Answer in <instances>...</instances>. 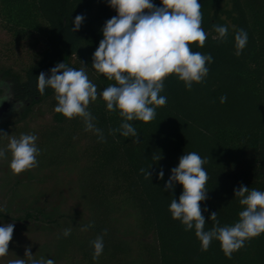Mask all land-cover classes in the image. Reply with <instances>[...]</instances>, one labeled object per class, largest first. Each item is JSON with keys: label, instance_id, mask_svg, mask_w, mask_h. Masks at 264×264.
<instances>
[{"label": "trees", "instance_id": "1", "mask_svg": "<svg viewBox=\"0 0 264 264\" xmlns=\"http://www.w3.org/2000/svg\"><path fill=\"white\" fill-rule=\"evenodd\" d=\"M152 2L161 6L160 0ZM198 2L208 39L203 48L191 47L213 57L205 81L187 90L174 75L166 79L161 95L167 97V104L156 109L155 119L130 122L139 142L118 132L109 134L122 120L117 112H108L98 98L89 106L100 112L95 124L106 141L98 142L96 135L84 130L81 119L69 120L54 112V92L46 89L40 95L37 77L42 71L50 76L52 67L65 62L76 69L85 67L100 91L114 83L91 65L103 39L102 28L116 11L108 0H0V18L11 30L41 36L40 51L25 65L16 67L0 60V99L7 98L13 106L10 116L0 119V131L17 137L36 135L41 167L74 166L85 206L84 217L76 218L61 209L55 194L43 193L0 206V225L49 230L54 234L51 255L60 264H264V234L246 242L229 259L215 240L202 252L194 230L185 231L169 212L171 200H179L183 187L177 183L165 190L166 182L179 158L192 151L208 160L204 165L209 176L207 199L201 202V208L207 209L203 212L206 231L214 224L209 219L212 212H217L221 226L237 222L243 208L234 189L244 185L264 191V0ZM77 15L85 19L80 29L72 32ZM213 25L228 27L225 42L212 38ZM240 29L247 32L248 43L237 57L234 37ZM224 95L227 102L220 103ZM44 108L53 122L31 130L29 119ZM77 135L85 137L86 143L76 151L80 155L66 162L70 160L69 142H75ZM6 139L0 137L2 142ZM107 148L104 157L102 151ZM158 153L161 159L153 160ZM141 168L151 177L146 179ZM161 169L163 179L158 178ZM17 189L18 181L12 193ZM125 213L133 215L132 231L120 225ZM88 224L94 226L80 230ZM68 228L71 234L64 237L63 230ZM105 230L103 253L93 260L91 242Z\"/></svg>", "mask_w": 264, "mask_h": 264}, {"label": "clouds", "instance_id": "2", "mask_svg": "<svg viewBox=\"0 0 264 264\" xmlns=\"http://www.w3.org/2000/svg\"><path fill=\"white\" fill-rule=\"evenodd\" d=\"M108 4L117 15L103 26V39L93 53L91 66L97 74H103L114 83L100 91L85 67L76 69L63 62L49 70L50 76L40 72L37 90L40 95L46 89L53 90L54 112L69 120L81 119L84 130L96 135L98 142H105L106 137L96 126L89 106L98 98L102 99L107 111L117 112L122 120L118 128L109 130V134L118 132L123 137H136L134 142H139L137 130L130 122L148 123L155 119L156 109L167 104V97L161 95L166 79L174 75L187 90H191L194 83H203L209 74L207 65L213 62V57L193 51L191 47L196 44L203 48L208 39V33L202 27V5L198 0H160V7L152 0H108ZM84 19L83 15H77L71 31H78ZM213 31L214 40L220 43L227 40V26L213 25ZM234 40V55L239 57L248 43L247 32L244 29L236 31ZM226 102L227 96H221L220 103ZM0 137L8 141L5 147H0V159H7L10 153L9 167L14 175L38 166L40 149L36 135L22 133L17 137L0 131ZM152 159L159 161L161 155L154 154ZM206 163L208 160L195 151L179 158L178 166L171 169L165 190L178 183L183 191L178 201L175 198L171 200L169 212L173 220L180 221L185 231L194 230L202 252H207L215 240L230 259L246 242L264 234V191L244 185L234 189L235 198L243 208L238 213L237 222L221 226L217 212H212L209 219L214 224L206 231L203 212L207 209L201 208L208 192ZM140 171L146 179L151 177L148 170L141 168ZM163 177L161 169L158 178ZM93 226L88 224L80 230L87 231ZM106 233L107 230L91 242L93 260L103 253V236ZM13 234L14 224L0 226V258L8 255ZM70 234L71 228L63 230L64 237ZM25 257L27 259H11L8 264H55L52 259L35 258L30 247L25 249Z\"/></svg>", "mask_w": 264, "mask_h": 264}, {"label": "rangeland", "instance_id": "3", "mask_svg": "<svg viewBox=\"0 0 264 264\" xmlns=\"http://www.w3.org/2000/svg\"><path fill=\"white\" fill-rule=\"evenodd\" d=\"M40 49L41 36L39 33L26 32L17 28L11 30L0 18L1 61L14 64L16 67L23 66ZM44 110L45 108L40 111H35L33 117L29 119L28 123L31 130L36 131L39 127L48 126L53 122L51 114ZM89 110L95 117V120L99 119L100 112L95 111L93 108ZM9 116H6V118ZM79 129L82 130V128ZM79 136L77 135L74 138L75 142H69L70 160L66 162H71L74 155H80L76 151L82 149L86 143V139L83 136ZM7 142V139L3 142L0 141V147H5ZM72 147H74V151ZM107 153L108 148L102 151L104 157ZM10 159V153L7 159H0V206H3L7 202L10 204L16 201L30 200L34 197L41 196L43 193L51 192L55 194V200L58 201L63 211L70 213L76 218L84 217L85 206L78 189L74 166L69 164L52 168L38 165L34 169L25 171L19 175H14L9 167ZM17 181L19 182V189L15 193H12V188H14L15 182ZM119 221L123 229L127 231L134 229L133 215L131 213L123 214ZM53 238L54 234L46 229L31 225L14 226L13 238L9 244V253L7 256L0 258V264H8L9 260L16 258L27 259L25 257V249L28 247H30L31 253L35 258L39 259L40 257H44L45 259H52L55 264H60L57 261L58 259L51 255L54 244Z\"/></svg>", "mask_w": 264, "mask_h": 264}, {"label": "water", "instance_id": "4", "mask_svg": "<svg viewBox=\"0 0 264 264\" xmlns=\"http://www.w3.org/2000/svg\"><path fill=\"white\" fill-rule=\"evenodd\" d=\"M3 99V100H1ZM0 102V119L8 116L11 114L13 106L12 104L6 99V98H1Z\"/></svg>", "mask_w": 264, "mask_h": 264}]
</instances>
